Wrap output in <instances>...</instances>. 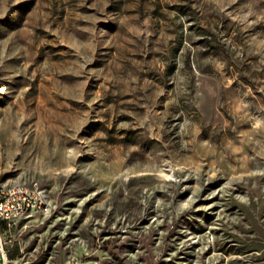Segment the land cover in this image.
<instances>
[{"label": "rangeland", "instance_id": "rangeland-1", "mask_svg": "<svg viewBox=\"0 0 264 264\" xmlns=\"http://www.w3.org/2000/svg\"><path fill=\"white\" fill-rule=\"evenodd\" d=\"M0 183L9 264H264V0H0Z\"/></svg>", "mask_w": 264, "mask_h": 264}, {"label": "built area", "instance_id": "built-area-1", "mask_svg": "<svg viewBox=\"0 0 264 264\" xmlns=\"http://www.w3.org/2000/svg\"><path fill=\"white\" fill-rule=\"evenodd\" d=\"M51 204L41 203L38 191L21 188V194H12V188L5 195H0V264H9V250L12 239L7 234L19 220L34 213L48 212Z\"/></svg>", "mask_w": 264, "mask_h": 264}, {"label": "bare ground", "instance_id": "bare-ground-1", "mask_svg": "<svg viewBox=\"0 0 264 264\" xmlns=\"http://www.w3.org/2000/svg\"><path fill=\"white\" fill-rule=\"evenodd\" d=\"M31 185V191H38V197L43 204H51L46 191L40 188L38 183L28 184V183H0V195H5L12 188V194H21V188H29Z\"/></svg>", "mask_w": 264, "mask_h": 264}]
</instances>
